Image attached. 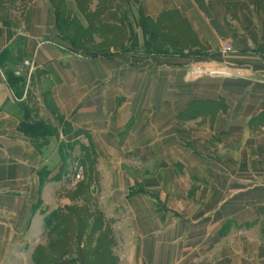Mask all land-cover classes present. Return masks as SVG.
<instances>
[{"label":"crops","instance_id":"obj_1","mask_svg":"<svg viewBox=\"0 0 264 264\" xmlns=\"http://www.w3.org/2000/svg\"><path fill=\"white\" fill-rule=\"evenodd\" d=\"M103 1L124 45L140 17L173 14L169 38L202 53L171 54L169 39L164 53L81 57L48 0L26 5L16 72L47 86L66 136L96 159L63 195L58 146L19 129L38 105L0 67V264H264V0ZM12 39L1 30L0 55Z\"/></svg>","mask_w":264,"mask_h":264},{"label":"trees","instance_id":"obj_2","mask_svg":"<svg viewBox=\"0 0 264 264\" xmlns=\"http://www.w3.org/2000/svg\"><path fill=\"white\" fill-rule=\"evenodd\" d=\"M33 0H0V19L1 22L9 25V13L12 8L18 4H29ZM55 9L56 25L61 32L63 42H68L73 47L87 46L93 49L118 48L125 51L126 45L123 44L121 25L118 27L105 25L100 21L101 14L107 10L106 1L97 0L99 3L94 11L88 6V0H48ZM72 6L75 10L72 9ZM179 20L173 19V14H164L156 21H151L143 16L137 20L136 27L141 30L143 43L146 50L156 52L157 49L164 48L166 42L172 43L174 50H181L176 47V40L169 38L176 30L182 29ZM130 29V27H129ZM187 29V26H186ZM185 32V31H184ZM130 39L126 41L129 43ZM103 51V50H102ZM101 52V55L109 54ZM24 55L18 49L7 48L0 55V67L3 71L5 81L16 98H20L24 90L25 75L15 76V70L12 67L21 65ZM94 57V56H93ZM11 70H10V69ZM20 93V94H19ZM23 120L19 129L31 139L52 137L43 122H33L30 120L31 110L27 106L23 107ZM83 152L87 153V160L93 159L94 152H88L85 148ZM92 169V168H90ZM64 223L63 217L54 214L47 220V227L52 230L60 229Z\"/></svg>","mask_w":264,"mask_h":264},{"label":"rangeland","instance_id":"obj_3","mask_svg":"<svg viewBox=\"0 0 264 264\" xmlns=\"http://www.w3.org/2000/svg\"><path fill=\"white\" fill-rule=\"evenodd\" d=\"M88 6L89 9L92 10L91 4L92 0H88ZM27 4H20L18 2L17 5H15L12 8V11L7 13L9 15V25L1 22L0 19V25L2 28H0V34L1 30L5 32L7 36H13L12 39V48L18 49L19 52L23 51V38L21 37V32H22V25H21V19L23 16L24 9ZM72 9L74 7L72 6ZM95 10V9H94ZM93 10V11H94ZM133 26H130V29L128 28V37L130 39V42L127 43L125 49L129 51L132 54L142 56V55H148L150 54V51L146 50L144 47L143 43V37L141 30L138 28V33L135 34V29L132 28ZM61 37V36H60ZM64 45L68 46L69 48L73 49L78 55L81 57H93L97 55H101L100 53L103 51H106L105 53H114V52H119L120 49L116 48H105V49H93L91 47L87 46H82L81 47H73L70 43L66 42ZM158 53H164V49H157ZM171 54L177 55L181 58H188L193 61H197L198 57L201 55L202 50L201 49H196L195 47H184L181 50L177 51H170ZM104 55V54H103ZM10 69V68H9ZM13 70L16 72V68L12 67ZM11 70V69H10ZM25 75V71H20L19 73H15V76L18 75ZM199 73H197L198 75ZM27 78V77H26ZM27 81L25 82L24 90L21 93L20 98L26 97L29 103L36 104L38 105L36 108L31 107V112L34 114V120L33 122H43L48 129V131L55 135V139L52 137H45V138H35V142L38 144H44L47 145L50 142L52 143V146H56L55 149H57L58 146V151H56V154H54L53 151H50L49 153V160L51 161V166L52 164L54 165H59L60 162L62 163V168H61V175H63V188L64 192L63 195H65L68 191L71 190L72 185L71 183L79 180L78 175L82 177L84 176H91L92 173L94 172L93 168L88 169L87 172L82 169V161L83 159L85 160V156L87 153L82 151V147L80 146L81 143L80 141L82 140H76V135H71L66 136V134L69 132V129L66 126V123L64 122L63 119L59 117V115L54 112L46 98V89L47 86L44 83H41L40 81H36V79H32V89L29 90L27 87ZM39 87V89L36 88ZM20 94V93H19ZM42 109L43 111V117L39 116V110ZM41 117V118H40ZM43 118V119H42ZM61 130L62 138H60V141L58 139V130ZM54 146V147H55ZM57 154H60V157H58ZM93 159L95 160L96 157L95 155L93 156ZM87 174V175H86ZM84 175V176H83ZM66 234V232H65ZM49 239V235L46 236V242Z\"/></svg>","mask_w":264,"mask_h":264},{"label":"built area","instance_id":"obj_4","mask_svg":"<svg viewBox=\"0 0 264 264\" xmlns=\"http://www.w3.org/2000/svg\"><path fill=\"white\" fill-rule=\"evenodd\" d=\"M231 52H232V49L228 45H225L221 48V53L224 55L230 54Z\"/></svg>","mask_w":264,"mask_h":264}]
</instances>
